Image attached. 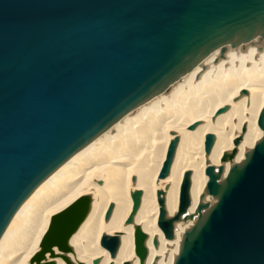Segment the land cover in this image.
<instances>
[{
    "label": "water",
    "instance_id": "water-1",
    "mask_svg": "<svg viewBox=\"0 0 264 264\" xmlns=\"http://www.w3.org/2000/svg\"><path fill=\"white\" fill-rule=\"evenodd\" d=\"M256 38H264V0H0V238L33 191L73 155L216 50L222 58ZM258 124L264 129V108ZM214 140L206 134L207 153ZM178 141H170L160 178L170 172ZM235 153L225 152L222 162ZM223 172L224 165L206 168L205 194L213 201L202 198L194 214L190 171L174 217L158 193L167 238L175 222L194 219L174 264H264V134ZM132 199L128 223L141 191ZM88 209L83 196L54 215L31 264H53L41 261L55 246L70 250L68 239ZM144 238L137 228L142 260ZM101 244L114 256L119 237L105 234Z\"/></svg>",
    "mask_w": 264,
    "mask_h": 264
},
{
    "label": "bare ground",
    "instance_id": "bare-ground-1",
    "mask_svg": "<svg viewBox=\"0 0 264 264\" xmlns=\"http://www.w3.org/2000/svg\"><path fill=\"white\" fill-rule=\"evenodd\" d=\"M219 53L216 50L204 59L168 93L126 115L44 180L0 238V264H31L53 216L83 196L89 197V209L68 239L70 250L55 246V255L48 252L41 262L174 264L194 219L175 222L174 236L167 238L159 223L158 193L164 197L167 216L174 217L179 212L184 175L190 171L188 213L194 214L202 198L213 201L205 194L206 168L224 165L226 175L264 134L258 124L264 108V38L230 47L222 58ZM242 90L247 93L240 95ZM224 105H229L228 110L217 115ZM195 122L199 124L189 129ZM171 132L179 141L168 176L160 178L175 136ZM208 133L215 135L209 153L205 149ZM234 149L233 159L222 162L224 153ZM135 190L141 191L140 205L128 223ZM137 228L145 234L143 260L136 252ZM105 234L119 237L114 256L101 244Z\"/></svg>",
    "mask_w": 264,
    "mask_h": 264
}]
</instances>
